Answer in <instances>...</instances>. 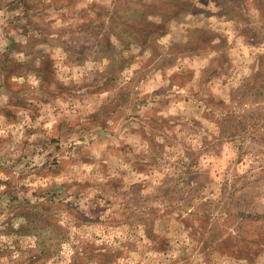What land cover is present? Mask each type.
<instances>
[{"label":"rangeland","instance_id":"rangeland-1","mask_svg":"<svg viewBox=\"0 0 264 264\" xmlns=\"http://www.w3.org/2000/svg\"><path fill=\"white\" fill-rule=\"evenodd\" d=\"M0 264H264V0H0Z\"/></svg>","mask_w":264,"mask_h":264}]
</instances>
